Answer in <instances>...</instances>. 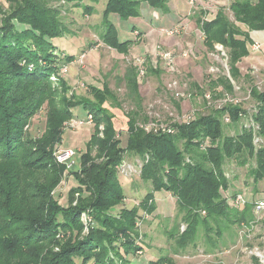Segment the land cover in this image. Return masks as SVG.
Wrapping results in <instances>:
<instances>
[{
  "label": "trees",
  "instance_id": "obj_1",
  "mask_svg": "<svg viewBox=\"0 0 264 264\" xmlns=\"http://www.w3.org/2000/svg\"><path fill=\"white\" fill-rule=\"evenodd\" d=\"M5 1L9 7L2 12L0 22V264H76L74 257H81L84 264H117L111 252L121 264H136L127 257L136 212H123L120 220L105 213L123 196L116 167L126 151L144 157L140 176L153 185L149 198L153 199L157 191L176 197L188 225L178 236L180 244L196 240L201 228L209 236L214 224L220 241L233 225H248L255 220L256 202L246 200L236 205L241 194L231 192L225 165L235 161L240 167H248L254 183L264 182V90L252 84L249 91L257 103L252 119L258 128L246 125L233 135L226 133L228 125L236 126L246 113L241 105L229 103L189 121L172 119L164 127L157 124L147 130L152 119L143 109L139 73L137 67L129 68L126 99L134 107L127 113L128 140L124 147L112 118L102 108L108 98L118 100L107 85L103 90L92 85L99 104L66 95L69 87L60 72L65 68L64 61L72 62L74 56L67 54L64 58L54 44V39L68 32L61 12L51 6L50 0ZM67 1L78 6L83 0ZM170 1L107 0L105 37L119 51L126 52L135 40L120 39L111 14L122 20L139 17L145 3L166 12ZM89 8L85 7L92 13ZM230 10L234 20L225 8L210 19H196L206 47L215 50L220 44L228 56L230 77L220 75L209 81L210 89L219 96L232 94L235 85L251 80L239 64L249 55L253 43L249 31L264 30V0H233ZM150 70L161 72L153 67ZM52 76H59L64 90L53 86ZM218 87L222 89L217 91ZM174 103L180 109V103ZM44 106L46 129L34 137L27 129ZM77 107L93 113L95 126L81 156V169L69 171L77 185L70 188L69 203L63 206L55 190L68 169L57 161L54 152ZM225 116L230 118L229 123L224 121ZM102 123L104 129L100 131ZM96 157H104L105 161L88 168V162ZM89 208L93 225L89 234L83 235L81 214ZM64 232H70V236L61 241L58 234ZM120 235L125 240L118 246ZM252 260L261 264L257 256ZM146 264L174 262L162 257Z\"/></svg>",
  "mask_w": 264,
  "mask_h": 264
},
{
  "label": "rangeland",
  "instance_id": "obj_2",
  "mask_svg": "<svg viewBox=\"0 0 264 264\" xmlns=\"http://www.w3.org/2000/svg\"><path fill=\"white\" fill-rule=\"evenodd\" d=\"M232 1L197 0L192 4L189 0H171L166 12L151 8L145 3L141 16L127 20L111 14L110 19L117 26L120 39L135 40L129 43L126 52H121L112 45V40L105 37L107 26L104 10L107 0H83L78 6L67 0H50L51 6L61 12V18L68 29L64 37L54 39V44L63 52L64 58H67V54L74 56L72 62L64 61L65 68L60 72L69 87L66 95L74 94L79 99L99 104L92 85L101 90L107 85L118 100L108 98L103 101L102 108L112 118L114 129L125 147L129 128L127 113L134 107V103L126 99V74L129 68L136 67L140 58H144L146 72L144 75L139 74L138 80L143 96V109L152 119L147 130L156 128L157 124L166 126L172 119L187 121L229 103H238L246 113L236 126L227 124L226 133L233 135L246 125L258 128L252 119L257 103L249 91L252 84L264 90V70L255 71L249 66L254 63L261 66L259 60L263 61L264 58L252 55L249 48V55L243 58L240 66L243 67L242 73L248 74L251 80L235 85L234 93L219 96L209 87L211 78L229 74L228 58L225 49L217 46L215 50H209L206 47L204 34L196 19L198 16L210 19L220 8H225L230 19L234 20L230 10ZM8 7V2L0 0V22L2 12ZM85 7H90L92 13ZM241 26L245 29L244 25ZM174 28H179L180 32L168 35L167 31ZM163 51H172L175 55L173 71L161 63L159 54ZM182 52H188V56H184ZM156 60L159 62L160 73L150 70ZM51 80L54 87L65 89L59 76H52ZM174 81L177 86L172 87ZM221 89L222 87H218L217 91ZM176 92H181V95L177 96ZM174 101L180 103V109L176 108ZM74 112V118L64 129L62 143L55 146V152L61 148L73 150L75 155L72 161L75 166L70 170H80L81 156L94 130L95 117L83 107H77ZM224 121L229 123L225 117ZM99 128L102 131L104 123ZM45 129L46 106L33 117L27 130L30 135L38 137ZM95 154L96 150L93 152ZM104 161V157H96L88 162L87 167ZM143 164L142 155L124 152L123 159L116 167L120 172L118 178L123 196L105 212L107 216L117 220L121 219L123 212H136L131 236L132 247L129 246L127 255L130 260L136 264H146L150 260L169 257L174 264H254L252 256H257L260 263L264 264V210L254 211L255 220L248 225H233L230 230L225 231L220 241L214 224L210 237L201 228L196 240L182 245L178 236L188 228L187 222L183 220L184 213L181 212L176 197L170 192L157 191L153 199L149 198L153 185L140 176ZM225 168L232 182L231 192L239 193L246 200L254 202L264 199V182L254 183L248 167H240L235 161H231ZM70 170H66V176L55 190V196L63 206L69 203L70 188L77 185V181L69 174ZM78 197L76 195V201ZM91 209L81 214L83 235L90 232L93 222ZM69 236L70 232L58 234L61 241H66ZM124 240L125 236L120 235L116 244L120 246ZM54 249L58 251L59 247L55 246ZM124 249L125 246L122 251ZM111 257L115 258L117 264H121L113 252ZM73 259L76 264H84L81 257Z\"/></svg>",
  "mask_w": 264,
  "mask_h": 264
},
{
  "label": "built area",
  "instance_id": "obj_3",
  "mask_svg": "<svg viewBox=\"0 0 264 264\" xmlns=\"http://www.w3.org/2000/svg\"><path fill=\"white\" fill-rule=\"evenodd\" d=\"M195 1H197V0H189V2L192 3V4ZM179 32H180L179 28H174V29H171V30L167 31L168 35L169 34L176 35ZM217 46H219L220 49H222V48L224 49V47L222 45H220V44H216L215 47H217ZM182 54L184 56H188V52H182ZM226 55H227V53H226ZM159 58L161 60V63H163L166 68H168L169 70H172V71L175 69L176 59H175V55L173 54L172 51H163V52H161L159 54ZM227 58H228V56H227ZM145 62H146V60L144 58H140L138 60V62H137L138 64H136L138 73L140 75H144L145 72H146V69H145V66H144ZM152 67H154L155 69H157L159 67L158 60L153 62ZM227 76L230 77V73ZM174 86H177V82L176 81H174L173 84H172V87H174ZM176 94H177V96H180L181 92H176ZM208 97H210V95ZM234 104L236 105L238 103H234ZM194 118H196V117H194ZM194 118H192V119H194ZM225 120H227V122H230V118L228 116H225ZM187 121H189V120H187ZM157 126L158 125H156V127ZM160 126L164 127V125H160ZM74 155H75V152L73 150H70V149L61 148L60 150H57L55 152V157H56L57 161L59 163L65 164L68 170L72 169L74 167V165H75L74 161H72ZM235 203H236V205H243V204L246 203V199L242 195H239L237 197V199L235 200ZM255 209H256L257 212H259V211L264 209V199H260V200H258L256 202Z\"/></svg>",
  "mask_w": 264,
  "mask_h": 264
},
{
  "label": "crops",
  "instance_id": "obj_4",
  "mask_svg": "<svg viewBox=\"0 0 264 264\" xmlns=\"http://www.w3.org/2000/svg\"><path fill=\"white\" fill-rule=\"evenodd\" d=\"M244 27L247 30V27L246 26H244ZM249 33H250V37L253 41V43L251 45H249V48L253 53L252 55L256 54L257 58H261V57L264 58V30H252V31H249ZM259 62L261 64V66H258V65L256 66L254 63V64H251L249 67L251 69H254L255 71L257 69L264 70V60L263 61L259 60ZM240 64H242V61L240 62ZM242 68L243 67H241V70H242Z\"/></svg>",
  "mask_w": 264,
  "mask_h": 264
}]
</instances>
